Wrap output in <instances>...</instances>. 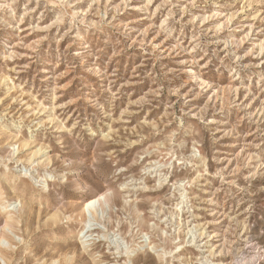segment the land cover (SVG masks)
I'll return each instance as SVG.
<instances>
[{"label": "rangeland", "instance_id": "rangeland-1", "mask_svg": "<svg viewBox=\"0 0 264 264\" xmlns=\"http://www.w3.org/2000/svg\"><path fill=\"white\" fill-rule=\"evenodd\" d=\"M0 255L264 264V0H0Z\"/></svg>", "mask_w": 264, "mask_h": 264}, {"label": "bare ground", "instance_id": "bare-ground-1", "mask_svg": "<svg viewBox=\"0 0 264 264\" xmlns=\"http://www.w3.org/2000/svg\"><path fill=\"white\" fill-rule=\"evenodd\" d=\"M112 196L113 194H108L107 192H104L103 194L98 195L97 197H95L92 200H89L85 205L84 208H90L92 205L94 206V204H98V205H102V207H105V205H111L113 204V200H112ZM82 213V212H81ZM6 229L7 226H6ZM1 257V255H0Z\"/></svg>", "mask_w": 264, "mask_h": 264}]
</instances>
